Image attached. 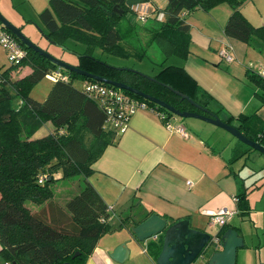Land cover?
Wrapping results in <instances>:
<instances>
[{"label": "trees", "instance_id": "obj_1", "mask_svg": "<svg viewBox=\"0 0 264 264\" xmlns=\"http://www.w3.org/2000/svg\"><path fill=\"white\" fill-rule=\"evenodd\" d=\"M246 1L166 0L164 9L153 7L155 14L162 11L164 17L162 20L152 17L158 23L146 29L145 45L158 42L164 46L166 54L185 59L190 53V26L186 21V12L196 7L207 10L216 4L227 3L231 12L223 26L224 34L264 51V23L254 25L242 13L240 7ZM137 2L150 1L49 0L48 6L40 11L39 18L50 43L57 44L60 39L72 38L85 44L86 50L78 55L74 64L76 67L123 82L181 112H198L207 116L211 112L220 118L222 106H212L214 99L200 88L182 65L161 64L157 73L148 76L133 69L110 66L93 56L94 47L122 57L141 59L146 55L145 49L131 38L130 34L137 30L136 25L129 24V27L122 23L127 10L134 14L131 7ZM13 36L25 49L26 56L18 63L0 69V257L11 264H84L98 239L116 229L109 221L113 208L104 202L85 178L104 149L117 143L120 133L106 122L104 109L88 97L83 84L96 82L119 89L125 95L144 101L156 112L163 113L164 120L173 114L138 94L60 68ZM137 39L141 38L137 36ZM165 60L166 57L162 63ZM22 67H29V71L12 78L11 74ZM55 71L66 79L51 81L43 101L34 99L30 89ZM246 75L264 90V79L257 72L247 71ZM74 80H81L83 84L76 87ZM174 90L188 96L199 107ZM221 120L264 147V122H259L256 114H226V118ZM47 121L52 123L53 129L40 137H32ZM239 142L245 145V149L233 159L255 150ZM76 175L84 177V185L61 207L65 213L58 222L32 212L25 205L26 200L33 204L50 201L54 194L51 184ZM235 197L238 214L249 213L247 193ZM120 225L123 224L118 227ZM228 228L238 230L227 223L219 229L218 235L221 236ZM159 250L158 243L153 253L155 257Z\"/></svg>", "mask_w": 264, "mask_h": 264}, {"label": "crops", "instance_id": "obj_2", "mask_svg": "<svg viewBox=\"0 0 264 264\" xmlns=\"http://www.w3.org/2000/svg\"><path fill=\"white\" fill-rule=\"evenodd\" d=\"M160 2L166 5V0ZM149 4L154 7L151 2ZM192 16V12L186 14L190 26V53L183 60L177 58L176 64L182 65L200 88L210 94L214 99L213 107L222 106L221 119L226 118V114L254 113L259 122H264V90L246 75L247 71L264 69L261 66L264 51L227 37L223 32L226 21H216L212 27L207 21H191ZM221 48L230 51L233 61L227 62L218 55ZM251 50L257 51L258 55L254 57ZM21 69L25 73L29 71V67ZM165 121L156 111L137 110L130 116L126 130L118 135L117 143L108 145L91 165L92 171L85 179L113 208L112 218H109L111 226L123 225L101 236L84 264H156L153 253L158 243L161 244L160 237L138 242L130 232L132 226L156 213L170 223L186 218L194 228L214 227L208 232L217 234L220 226L211 224L202 210L223 206L237 208L233 197L243 192L250 201L253 193H249L235 171L239 158L233 159L245 147L226 134V130L223 132V128L201 119L202 122L168 119L173 126L183 127L186 137L168 128ZM260 162L264 165V160ZM263 178L264 173L253 181ZM187 181L191 182L190 186ZM256 184L253 188H258ZM240 187H243L242 192L238 191ZM58 193L62 190H54L50 201L27 206L32 212L58 222L65 213L61 207L71 197L63 195L57 200ZM232 218L229 225H232ZM120 242H126L129 249L122 262L109 255ZM0 264L11 263L0 257Z\"/></svg>", "mask_w": 264, "mask_h": 264}, {"label": "rangeland", "instance_id": "obj_3", "mask_svg": "<svg viewBox=\"0 0 264 264\" xmlns=\"http://www.w3.org/2000/svg\"><path fill=\"white\" fill-rule=\"evenodd\" d=\"M149 1L155 6V8L164 9L165 7L160 0ZM48 2L49 0H0V13L9 22L21 29V32L40 48L46 50L55 58L74 65L77 62L78 55L86 50V46L72 38L60 39L59 42L56 41L57 44L48 41L45 36V28L39 18L40 11L48 6ZM197 8L199 7L186 12L188 15L192 12L193 16L190 17V20L192 21L195 19L201 20L202 22L207 21L212 27H215L216 21L224 23L230 13V7L227 3L216 4L207 10ZM241 11L253 23H264V0H247L242 6ZM124 16L125 17L122 21L124 26L129 24L136 25L137 30L130 35L136 44L141 46L140 48L145 49L146 55L142 56L141 59L136 58L135 56L122 57L104 51L100 47H94L92 49L93 56L99 58L110 66L133 69L148 76L157 73L161 68V64L178 65L176 64V61L178 60L177 57L173 54H166V49L163 45L158 42L153 43L150 46L145 45V42H147L146 29L151 27V25H156L158 23L154 18L150 17L145 22H139L135 17L136 15H134L131 10H127ZM136 32H138V34H136ZM137 36L141 39L138 40ZM139 51L141 50L139 49ZM250 52L253 53L254 57L258 55V52L255 50H251ZM165 57L166 60L162 63ZM261 60L263 65H260L264 67V59ZM9 64L10 62L7 59L5 50L0 46V69L6 68ZM260 70L255 72H259ZM22 71L23 69L14 71L11 74L12 78L21 73H25ZM51 81L52 80L46 76L30 89V95L38 101H43L49 92L52 84ZM73 84L76 87H80L83 84V81L74 80ZM171 117L178 120L200 121L198 118L180 117L175 114ZM52 127L50 121L45 122V124H43L32 137L45 135L52 129ZM223 132L226 131L224 130ZM226 134H229L233 139L235 138L228 131ZM234 140L238 141L236 138ZM239 144L241 143L239 142ZM241 146L245 147L243 144H241ZM258 156L260 157V160H264L263 154L253 150L246 155L241 156L235 164V171L238 173L239 180L245 182V188L248 189L249 193H253L250 195L249 201L251 211L243 215L237 214L231 220V224L237 227L240 235L244 239V246L237 249L236 264H264V178L259 179V181L257 180L256 182L253 181L256 179L257 175L260 176L264 173V168L261 169L264 165L260 164V160H256ZM254 183H257L258 185L260 184V187L253 188ZM51 185L53 190H62V193H58L56 196V199L59 200L61 197H64L63 195L73 196L77 194L84 185V177L76 175L70 178L56 180ZM238 191L242 192L243 187H240ZM31 204H33L31 201H25V205ZM111 218L112 217H110V219ZM112 227L114 228L118 226ZM204 228L207 231H213L214 227L206 225ZM115 230L116 229H114V231Z\"/></svg>", "mask_w": 264, "mask_h": 264}, {"label": "water", "instance_id": "obj_4", "mask_svg": "<svg viewBox=\"0 0 264 264\" xmlns=\"http://www.w3.org/2000/svg\"><path fill=\"white\" fill-rule=\"evenodd\" d=\"M119 13H121V11H119ZM0 22L25 45L45 56L58 67L77 72L94 80L105 82L122 90L138 94L143 98L164 107L173 115L175 114L180 117H194L214 124L215 126L228 131L236 139L264 155V147L259 143L246 138L233 125L222 121L218 115L211 112L209 116L198 112H181L173 106L166 104L164 101L134 89L123 82L106 79L96 74L88 73L73 64L55 58L46 50L40 48L25 36L18 27L9 22L1 13ZM174 92L179 94L182 98L188 99L196 107H199L194 101L188 98V96L182 95L175 90ZM200 108L206 111V109L202 107ZM222 226H220V228ZM130 232L138 242H144L149 238L160 237L161 244L160 250L155 259L156 264H236L237 249L244 246V239L235 228H228L225 230L220 236V247H216L211 240L212 234L206 230L192 227L189 219L184 218L170 223L167 219L156 213H152L137 225L132 226ZM128 252L129 249L126 242H120L109 252V255L113 260L122 262L127 258Z\"/></svg>", "mask_w": 264, "mask_h": 264}, {"label": "built area", "instance_id": "obj_5", "mask_svg": "<svg viewBox=\"0 0 264 264\" xmlns=\"http://www.w3.org/2000/svg\"><path fill=\"white\" fill-rule=\"evenodd\" d=\"M132 10L137 19L141 22H145L148 18L156 17L157 20H162L164 14L162 11L153 12V7L148 2H137L132 5ZM0 46L5 50L7 59L10 64L18 63L22 58L26 56L25 49L14 38L13 34L0 22ZM218 55L225 61L230 62L233 60L232 55L226 48L218 50ZM264 79V69L257 72ZM52 81L56 79L65 80L66 77L59 71H55L47 75ZM84 91L88 97L93 99L100 108H103L106 114V122L117 132L122 133L128 126V120L139 109H149L155 111L152 107L147 106L144 101L137 100L125 95L119 89L107 87L100 83H84ZM160 118L165 119L163 113H158ZM168 128L175 130L182 136H187L183 127L173 126L168 120L165 121ZM187 185H191L190 181L186 182ZM234 201H237V197H233ZM237 208L220 207L216 210H202V213L209 218V222L213 225L222 226L229 223L230 219L238 214ZM211 240L216 247H220L221 238L218 233L212 234Z\"/></svg>", "mask_w": 264, "mask_h": 264}]
</instances>
